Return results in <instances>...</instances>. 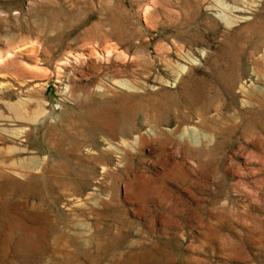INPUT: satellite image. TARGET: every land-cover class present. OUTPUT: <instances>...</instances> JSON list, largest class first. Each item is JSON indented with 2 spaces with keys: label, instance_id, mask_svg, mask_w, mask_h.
Here are the masks:
<instances>
[{
  "label": "rangeland",
  "instance_id": "1",
  "mask_svg": "<svg viewBox=\"0 0 264 264\" xmlns=\"http://www.w3.org/2000/svg\"><path fill=\"white\" fill-rule=\"evenodd\" d=\"M226 4L0 0V264H264V0Z\"/></svg>",
  "mask_w": 264,
  "mask_h": 264
},
{
  "label": "bare ground",
  "instance_id": "2",
  "mask_svg": "<svg viewBox=\"0 0 264 264\" xmlns=\"http://www.w3.org/2000/svg\"><path fill=\"white\" fill-rule=\"evenodd\" d=\"M190 2L191 1H193V0H189ZM205 1V3H206V5L208 6V7H212V8H220V9H222L223 11H225V16H222V18H223V20H224V22H225V25L226 26H235V25H237L236 24V22H238L239 20H237V19H235V17H231V16H229L228 14H230L231 13V11H232V7L231 6H228L227 4H226V0H204ZM256 37H257V39L256 40H254L253 42H252V46H253V50L252 51H256L257 50V48H258V46L259 45H261V43H262V41L264 42V27H262L260 30H259V32H258V34L256 33ZM260 40V41H259ZM257 42V43H256ZM256 44V46L254 47V45ZM90 55L91 56H97L96 55V52L93 50V48L92 49H90ZM8 56H11V53H8ZM80 55H77V57H79ZM257 65H264V55H263V60L261 61V62H258L257 63ZM184 68H185V66H183V65H178V68L177 69H173V71H174V75H175V78L177 79V78H179V80H180V78H181V76L185 73V71H184ZM258 70H260V73H261V75L264 77V69H259L258 68ZM57 74H59V73H57ZM117 81V83H118V85L119 86H121L122 88H124V89H127V90H130L131 89V87H132V85L131 84H129L128 83V81L127 80H116ZM261 81H264V78H262V80ZM179 85L180 84H178V85H176V90L178 91V92H181V90H180V88H179ZM182 85H183V87H184V89H185V84L184 83H182ZM251 96H253L254 98H255V100L258 102V104H257V106L262 110V111H264V89H259V90H257V92L256 93H251L250 94ZM19 108H20V105H15V106H13V109H14V112L16 113V114H14L16 117H18V118H15L13 121H16V120H21V121H23V122H27V123H31L32 121H33V119L32 118H27V115L26 114H23V113H21L20 111H19ZM45 113V109L43 108V107H40L38 110H37V113H36V117L38 116V117H40V116H43V114ZM6 119L5 118H3L2 117V115L0 114V121H5ZM211 122H214V121H211ZM186 129H187V127H186ZM186 129H184L185 131V133H186ZM200 130V129H199ZM206 131H210V132H212V130L211 129H206ZM191 135H190V137L191 138H194V140H196L195 139V133H199V131L198 130H196V129H192L191 130ZM202 135H204V136H208V137H210V139H212V137H213V135L211 134V133H207V132H205L204 130L202 131V133H201ZM34 163H36V162H34ZM31 164H33V162H26L25 163V166L26 167H31ZM33 167H35L36 166V164H33L32 165Z\"/></svg>",
  "mask_w": 264,
  "mask_h": 264
}]
</instances>
